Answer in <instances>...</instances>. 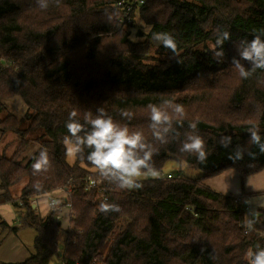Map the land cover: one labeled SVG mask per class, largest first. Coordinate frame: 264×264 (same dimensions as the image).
I'll list each match as a JSON object with an SVG mask.
<instances>
[{"label":"trees","instance_id":"1","mask_svg":"<svg viewBox=\"0 0 264 264\" xmlns=\"http://www.w3.org/2000/svg\"><path fill=\"white\" fill-rule=\"evenodd\" d=\"M117 1L46 0L45 10L36 0H0V107L19 95L31 113L25 128L12 115L0 120V131L19 138L12 154L0 153V202L11 201L20 226L35 231L29 258L0 264H248L247 250L264 248V206L249 229L247 194H222L203 181L227 169L240 178L264 169V151L251 142L255 128L264 143V69L239 55L242 41L264 39V0H144L138 15L149 31L137 32L136 40L130 39L132 24L115 21ZM224 31L230 38L217 45ZM158 33L174 37L175 52L153 43ZM221 50L224 55L215 56ZM233 58L250 72L247 79ZM165 100L182 104L185 116L177 122L166 106L173 119L168 143L160 144L147 106ZM98 107L130 130L143 131L159 149L153 156L157 172L173 159L200 175L142 178V187L133 189L103 180L106 201L120 211L101 212L96 190L80 181L68 186L77 178L100 177L87 161L90 149L69 163L63 144L69 114L76 111L83 122L85 112L94 116ZM190 132L205 141L203 161L180 151ZM33 142L37 147L23 163L20 156ZM43 148L51 167L34 173ZM24 177L17 203L8 191ZM57 187H70L69 195L41 216L30 198ZM65 202L71 215L63 230L55 210Z\"/></svg>","mask_w":264,"mask_h":264},{"label":"clouds","instance_id":"2","mask_svg":"<svg viewBox=\"0 0 264 264\" xmlns=\"http://www.w3.org/2000/svg\"><path fill=\"white\" fill-rule=\"evenodd\" d=\"M41 9H47L49 3L44 0H36ZM58 2V0H57ZM230 38L228 31L223 32V37L217 39V45H222L224 40ZM154 39L176 51L177 44L173 36L168 33H158ZM245 47L240 50L239 55L243 60L250 61L253 68L264 69V39L261 35H254L251 41H242ZM215 56H223V51L214 52ZM233 65L239 71L242 78L247 79L250 72L244 69L239 60L233 58ZM170 106L173 112L179 118L180 122L185 116V108L182 104H176L165 100L161 104H149L147 107L150 112V124L153 138L160 144L168 143L166 134L171 130L173 116L168 112ZM77 112L72 111L66 122L68 135L63 139L66 149V156L72 160L83 155L85 148L90 149L87 155V161L100 177L109 183L115 184L121 189L140 188L142 185L138 182L140 178L155 177L158 175L154 167L153 156L158 154L159 149L149 142L143 131L130 130L127 124H122L109 115L103 107L96 109V114L89 110L85 112L83 122L77 119ZM131 113L122 111L121 116L131 119ZM189 127L196 129V123H191ZM251 142L258 145L261 151H264V143H261V137L258 129L251 130ZM181 152L194 153L197 159L203 161L206 158L205 141L202 136L187 133L186 139L182 142ZM51 167V161L48 150H40L35 163L32 165L34 173L47 171ZM101 212H119L120 207L117 204L108 203L106 200L100 204ZM254 221H247L246 226L252 229ZM245 259L248 264H264V248L257 246V250L251 248L245 253Z\"/></svg>","mask_w":264,"mask_h":264},{"label":"crops","instance_id":"3","mask_svg":"<svg viewBox=\"0 0 264 264\" xmlns=\"http://www.w3.org/2000/svg\"><path fill=\"white\" fill-rule=\"evenodd\" d=\"M227 187L230 189V191H221L217 188H211L226 195L240 194L241 186H236L234 180L229 186L227 185ZM242 187L246 192H250L246 193V204L249 206V208L246 210L253 212L258 207L264 206V194H253L258 191H264V169L261 172L250 176V178L247 179L245 183H243ZM11 188H13V185L10 187V189ZM56 189L57 188L40 195L42 198H39L40 196L34 198L35 203L33 207L37 208V211L41 216H44L50 209L48 206V200L51 196L55 197L56 204L58 203L59 198L62 197V191ZM55 191L57 192L56 194H54ZM43 197L47 198L44 199ZM13 199H16L17 202L18 197ZM57 211L60 216L58 222L61 225V228L64 230L66 229V223L68 226V209L62 205L57 208ZM18 214L19 209L14 207L11 201L0 202V261L2 262H20L29 258L34 252L33 239L35 236V231L30 227H21ZM52 264L62 263L55 262Z\"/></svg>","mask_w":264,"mask_h":264},{"label":"rangeland","instance_id":"4","mask_svg":"<svg viewBox=\"0 0 264 264\" xmlns=\"http://www.w3.org/2000/svg\"><path fill=\"white\" fill-rule=\"evenodd\" d=\"M128 25H131L128 27V30L130 33V39H132V40H136L139 38L137 32L140 31L144 35H146V33H148V31H149V27L141 21V18L139 17L138 14L134 15L133 19L131 20V22ZM125 26H127V25H124L121 27H125ZM149 51L152 52V50H149ZM151 52H149V53H151ZM161 57H164V56H161ZM15 70H16V68H15ZM2 102L4 105H2V107H0V120H2L6 115H12L16 119H19V120L21 119V125L20 126L22 128H25L28 124V120L26 119V117L28 115H30L31 113L27 109L22 98L19 95H14V96L9 97L6 100H2ZM18 139H19L18 136H16L13 131H8V130L0 131V153L5 154V155L12 154L13 151L15 150L16 146H17ZM36 147H37V144L35 142H33L25 148L24 152L22 153V156H20V159L23 161V163L34 152ZM66 160L69 163H72L74 161L68 157H66ZM160 171H163L164 173H171L174 175L179 174V177L182 176L183 178H195V177L200 175V171L198 169L186 167L184 164L179 163L173 159L166 160ZM259 172H261V171H259ZM259 172H257V173H259ZM257 173H254V174H257ZM254 174H250V175L244 176L243 178H240L239 175L234 170L227 169V170H225V171H223V172H221V173H219L213 177H210V178L204 180L203 182L206 185H209L210 188L211 187L214 189L217 188L221 191H224V190L230 191V189H228L227 185L229 186L230 183L233 182V180H234L236 186H241L240 193L241 192L250 193V192H246L245 190H243L242 186H243V183H245V181L247 179H249L250 176H253ZM174 177H176V176H174ZM142 178H144V177H142ZM142 178H140V179H142ZM25 183H26V178L24 177L20 181L15 183L13 185V188H11V189L9 188L8 192H9L10 197H12V201L16 202V199H13V198L18 197L19 190L21 187H23V185ZM258 192H260V191H258ZM258 192H255V193H258ZM56 193L57 192L55 191L54 194H56ZM39 198H42V196H40ZM43 198L46 199L47 197L46 198L43 197ZM17 203H19V200H17ZM51 208L52 207H50V209ZM57 208H59V206ZM57 208H56L55 212L57 211ZM35 210L37 211V208H35ZM255 211L256 210H254L253 212H249V210H246L244 212V224H246L247 221H250V218L253 216ZM41 213H42V211H41ZM65 227H66V229L68 228L67 223H66ZM63 236L65 237L66 235L63 234Z\"/></svg>","mask_w":264,"mask_h":264},{"label":"built area","instance_id":"5","mask_svg":"<svg viewBox=\"0 0 264 264\" xmlns=\"http://www.w3.org/2000/svg\"><path fill=\"white\" fill-rule=\"evenodd\" d=\"M144 4V0H119L117 1L114 6L118 9V14L115 18V21L117 24L124 26L128 25L131 20L133 19L135 14L139 13V10L141 6ZM179 177V174H171V173H164L163 171H158V175L155 177L149 176L146 177L147 179L152 178H170V177ZM103 178L102 177H95V176H85L81 178H77L75 180H71L68 182V186H70L75 181H80L82 183V186L85 189H94L98 193L100 197V202H103L107 200V194L105 191V186L103 184ZM58 190L62 191V197L61 198H67V196L70 193V187H58ZM29 203L34 206L35 199L32 197L29 200ZM56 205L55 197L51 196L48 200V206L53 207ZM64 207L68 209V217L71 215L70 212V203L65 202ZM249 206L246 204V209H248ZM59 213L58 211L55 212V220L59 221ZM244 232H247V228L244 229Z\"/></svg>","mask_w":264,"mask_h":264},{"label":"water","instance_id":"6","mask_svg":"<svg viewBox=\"0 0 264 264\" xmlns=\"http://www.w3.org/2000/svg\"><path fill=\"white\" fill-rule=\"evenodd\" d=\"M153 43L155 44V45H157L160 41L159 40H156V39H153ZM57 224L59 225V222H57Z\"/></svg>","mask_w":264,"mask_h":264}]
</instances>
